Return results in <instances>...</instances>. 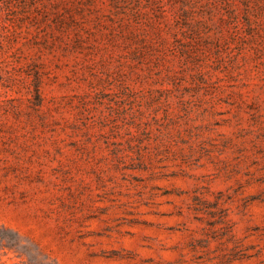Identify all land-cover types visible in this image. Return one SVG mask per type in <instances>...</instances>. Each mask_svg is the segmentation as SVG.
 <instances>
[{
    "label": "rangeland",
    "instance_id": "rangeland-1",
    "mask_svg": "<svg viewBox=\"0 0 264 264\" xmlns=\"http://www.w3.org/2000/svg\"><path fill=\"white\" fill-rule=\"evenodd\" d=\"M0 264H264V0H0Z\"/></svg>",
    "mask_w": 264,
    "mask_h": 264
}]
</instances>
